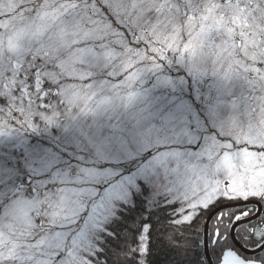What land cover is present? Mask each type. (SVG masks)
<instances>
[{
    "label": "snow or ice",
    "instance_id": "1",
    "mask_svg": "<svg viewBox=\"0 0 264 264\" xmlns=\"http://www.w3.org/2000/svg\"><path fill=\"white\" fill-rule=\"evenodd\" d=\"M31 12L67 41L69 74L61 84L83 81L87 88L80 85L57 91L59 86L49 80L41 83L39 73L29 66L17 79L28 85V91L53 88L43 97L49 108L40 109L37 115L21 116L11 110L12 101L0 95V109L8 113L6 119H0V264H101L105 237H115L107 224L130 206L137 213L144 212L146 201L141 196H147L155 210L149 215L179 204L170 220L174 228L191 227L222 200L264 204V189L217 195L200 202H186L180 196L173 179L177 169L172 142L198 145V140L192 141L202 127L200 118L189 121L191 109L185 105H176L163 116L159 128H137L133 138L138 142L137 154L144 156L137 169L117 178L110 170L84 163L101 155L128 153L129 141L121 134L120 124L104 120L111 117L118 121L123 102L132 103L145 74L160 73L164 51L153 43L154 38L159 40L157 28L165 26L174 13L173 0H37ZM127 33L149 51L130 47ZM93 69L105 70L106 79L94 81ZM173 83L168 78L157 80L159 87ZM21 91L22 86L16 83L11 95L19 96ZM49 109L50 114H45ZM135 118L139 122L141 117L138 114ZM106 129H111V134L106 135ZM253 155L248 153L247 159ZM73 164L80 167L73 169ZM22 174L28 177L24 183L30 189L24 198L12 194ZM34 183L37 187H31ZM228 211L221 209L208 217L215 226L205 245L211 243L215 250L227 242L229 232L233 233L235 246L221 247L216 264H264V255L248 257L239 250L264 252V230L257 225L250 236L242 238L236 229L252 223L248 221L252 213L244 211L231 218L232 226L225 234L217 221L226 219ZM241 221L245 223L239 224ZM151 230V224L145 223L125 242L119 253L124 264H148ZM204 231L202 228L198 234Z\"/></svg>",
    "mask_w": 264,
    "mask_h": 264
},
{
    "label": "rangeland",
    "instance_id": "2",
    "mask_svg": "<svg viewBox=\"0 0 264 264\" xmlns=\"http://www.w3.org/2000/svg\"><path fill=\"white\" fill-rule=\"evenodd\" d=\"M36 2L0 0V95L7 96L12 109L25 117L49 108L43 99L45 89L28 91V85L17 79L29 66L39 73L41 83L49 80L59 86L57 91L80 85L87 88L83 81L78 85L61 84L69 74L68 44L60 31L44 25L31 12ZM173 7V15L165 26L157 28L159 40L154 38L153 43L164 51L160 73L145 74L135 88L132 103L123 102L118 121L111 117L104 120L120 124L121 134L129 141L128 153L101 155L84 163L110 170L117 178L137 169L144 156L137 154L134 132L138 127L159 128L163 116L176 105H185L191 109L189 121L200 118L202 127L192 141L194 144L198 140V145L172 142L177 169L173 179L180 196L186 202H200L217 195L264 189V0H173ZM126 36L130 47L149 51L131 33ZM9 72L13 75H7ZM92 72L94 81L106 79L105 70ZM163 78L174 83L157 86V80ZM113 82L119 81L113 78ZM16 83L22 91L13 97ZM52 91L48 88L46 93ZM138 114L139 122L135 118ZM105 134H111V129ZM248 153L254 154L251 159H247ZM16 157L19 159V153ZM26 179L22 174L14 187ZM15 190L12 188V194ZM29 190L25 184L17 193L24 198ZM259 208L262 213V204ZM210 221L207 218L206 235Z\"/></svg>",
    "mask_w": 264,
    "mask_h": 264
},
{
    "label": "trees",
    "instance_id": "3",
    "mask_svg": "<svg viewBox=\"0 0 264 264\" xmlns=\"http://www.w3.org/2000/svg\"><path fill=\"white\" fill-rule=\"evenodd\" d=\"M25 79H27V77H25ZM46 91L47 89L44 90V96L47 95ZM49 101H52L51 98ZM11 110L16 111L14 109ZM7 116L8 113L3 109H0V119H6ZM9 123H11V120H9ZM22 182L23 181L19 183V187H14L13 185V189H17L13 195L19 191V188H22L25 185V183ZM140 198L146 201L144 212L137 213L134 206H130L131 210L130 208H124L121 210V213L118 214L117 218L108 224V230L115 233V237H105V242L101 245L104 248V252L100 254L101 264H104L105 259L107 264H124V261L119 257V253L124 248L125 242L130 241L133 235L136 234V230L140 229L145 223H150L152 226L151 250L148 257V264H201L202 261H208L209 264H216L221 247L235 246L233 244L231 232L228 233L229 238L227 242L224 245L217 246L215 250H213L211 243H208V251L211 259L210 262L205 250V232L198 233L202 228L205 230L208 216H210L216 209L226 204L239 202L240 200L234 202L222 200L210 209L209 212L202 213L191 227L184 226L183 228H174L171 226L170 220L172 219V213L179 209V204H171L166 208L158 210V214L149 215V213L155 210L149 206L147 196H141ZM262 207L263 211L260 214L262 216L259 220L256 218L249 221L252 222L251 224L236 229L242 238L250 236L251 231L256 229L257 225H259L260 230H264V204H262ZM254 208L258 212V204L255 205L252 203L227 208L229 211L224 213L226 219L217 221L221 226V231L225 234L227 233L228 229L232 226L230 223L231 218L238 212L248 211L254 216L257 213H255ZM127 217H129V219H127ZM209 225L207 240L210 237L212 227L215 226L212 225V221H210ZM243 242L244 240L242 239L240 243ZM249 243L251 244L252 242L250 241ZM246 249L249 250V248ZM239 250L244 256L248 257L264 255V252L261 251L251 254L241 249Z\"/></svg>",
    "mask_w": 264,
    "mask_h": 264
},
{
    "label": "water",
    "instance_id": "4",
    "mask_svg": "<svg viewBox=\"0 0 264 264\" xmlns=\"http://www.w3.org/2000/svg\"><path fill=\"white\" fill-rule=\"evenodd\" d=\"M244 204H246V203H244V202H238V203H234V205L235 206H233V204H226V205H224V206H222V207H219L218 209H216L212 214H211V216H213V214L215 213V212H217V211H219V210H221V209H225V208H229V207H237V206H241V205H244ZM261 208V207H260ZM260 208H259V212L254 216V217H252V218H250V219H248V221H251V220H253V219H255V218H257L258 216H259V214L261 213L260 212ZM209 222V221H208ZM239 224H242V223H244V221H241V222H238ZM231 235L233 236V233L231 232ZM205 236H206V239H205V241L207 240V235L205 234ZM207 249V257H208V260L211 262V259H210V255H209V251H208V245H205V250ZM241 250H243V251H245V252H247V253H251V254H253V253H256V252H260V250L259 249H257L256 251H251V250H248V249H246V248H242Z\"/></svg>",
    "mask_w": 264,
    "mask_h": 264
},
{
    "label": "flooded vegetation",
    "instance_id": "5",
    "mask_svg": "<svg viewBox=\"0 0 264 264\" xmlns=\"http://www.w3.org/2000/svg\"><path fill=\"white\" fill-rule=\"evenodd\" d=\"M262 196H264V194L262 195ZM252 201V200H251ZM252 204H255L254 202L252 203ZM256 205V204H255ZM260 215V214H259Z\"/></svg>",
    "mask_w": 264,
    "mask_h": 264
}]
</instances>
